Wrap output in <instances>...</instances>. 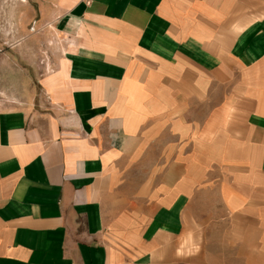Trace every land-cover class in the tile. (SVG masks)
<instances>
[{
    "label": "crops",
    "instance_id": "0c3cea01",
    "mask_svg": "<svg viewBox=\"0 0 264 264\" xmlns=\"http://www.w3.org/2000/svg\"><path fill=\"white\" fill-rule=\"evenodd\" d=\"M70 6L0 55V264H264V0Z\"/></svg>",
    "mask_w": 264,
    "mask_h": 264
},
{
    "label": "rangeland",
    "instance_id": "374dc122",
    "mask_svg": "<svg viewBox=\"0 0 264 264\" xmlns=\"http://www.w3.org/2000/svg\"><path fill=\"white\" fill-rule=\"evenodd\" d=\"M75 0H0V55L23 66L25 82L37 84L58 56L60 31ZM52 69V68H51ZM9 67L8 75L14 76Z\"/></svg>",
    "mask_w": 264,
    "mask_h": 264
}]
</instances>
